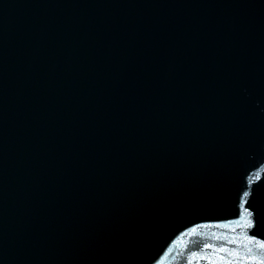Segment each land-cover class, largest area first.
Instances as JSON below:
<instances>
[{"label":"water","instance_id":"95a60500","mask_svg":"<svg viewBox=\"0 0 264 264\" xmlns=\"http://www.w3.org/2000/svg\"><path fill=\"white\" fill-rule=\"evenodd\" d=\"M0 264H264V0H0Z\"/></svg>","mask_w":264,"mask_h":264}]
</instances>
